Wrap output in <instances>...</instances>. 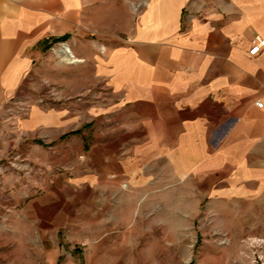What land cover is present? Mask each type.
I'll list each match as a JSON object with an SVG mask.
<instances>
[{
    "label": "crops",
    "instance_id": "obj_1",
    "mask_svg": "<svg viewBox=\"0 0 264 264\" xmlns=\"http://www.w3.org/2000/svg\"><path fill=\"white\" fill-rule=\"evenodd\" d=\"M256 36L264 38V0H0V117L25 93L34 63L65 39L110 90L98 116L88 110L103 121L106 150L92 163L90 181L105 183L96 197L143 194L123 191L126 181L255 196L264 191Z\"/></svg>",
    "mask_w": 264,
    "mask_h": 264
},
{
    "label": "rangeland",
    "instance_id": "obj_2",
    "mask_svg": "<svg viewBox=\"0 0 264 264\" xmlns=\"http://www.w3.org/2000/svg\"><path fill=\"white\" fill-rule=\"evenodd\" d=\"M65 46L53 41L0 117V264H264V191L204 198L190 196L197 183L126 181L143 194L94 195L110 90L64 61Z\"/></svg>",
    "mask_w": 264,
    "mask_h": 264
},
{
    "label": "built area",
    "instance_id": "obj_3",
    "mask_svg": "<svg viewBox=\"0 0 264 264\" xmlns=\"http://www.w3.org/2000/svg\"><path fill=\"white\" fill-rule=\"evenodd\" d=\"M264 50V38L261 36H256L253 41V47L250 51L252 56H257Z\"/></svg>",
    "mask_w": 264,
    "mask_h": 264
},
{
    "label": "bare ground",
    "instance_id": "obj_4",
    "mask_svg": "<svg viewBox=\"0 0 264 264\" xmlns=\"http://www.w3.org/2000/svg\"><path fill=\"white\" fill-rule=\"evenodd\" d=\"M61 53L64 54V58H63L64 61H66V62H68V63H70V64H76V63H80V62H82L80 59H77V58L73 55V53H72L71 49L69 48V46H65V47L62 49Z\"/></svg>",
    "mask_w": 264,
    "mask_h": 264
}]
</instances>
